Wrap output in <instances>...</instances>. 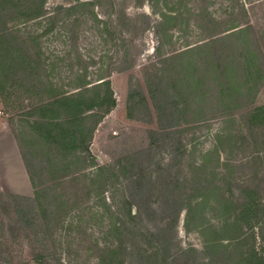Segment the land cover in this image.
Instances as JSON below:
<instances>
[{
  "label": "rangeland",
  "instance_id": "374dc122",
  "mask_svg": "<svg viewBox=\"0 0 264 264\" xmlns=\"http://www.w3.org/2000/svg\"><path fill=\"white\" fill-rule=\"evenodd\" d=\"M115 1L126 17L113 24L110 0H47L59 13L53 28L22 26L42 34L58 89L110 73L116 106L46 119L29 114L37 98L18 81L0 92V132L18 140L29 179L0 158V264H37L36 253L48 264H114L112 250L124 264H247L253 249L264 257V115L252 117L264 106V0ZM166 2L177 18L158 32ZM233 24L244 31H225ZM44 136L79 148L57 152ZM108 164L115 173L100 174ZM38 187L51 189L54 207L36 216L47 226L29 229L11 195ZM247 202L252 226L239 227Z\"/></svg>",
  "mask_w": 264,
  "mask_h": 264
},
{
  "label": "trees",
  "instance_id": "16d2710c",
  "mask_svg": "<svg viewBox=\"0 0 264 264\" xmlns=\"http://www.w3.org/2000/svg\"><path fill=\"white\" fill-rule=\"evenodd\" d=\"M112 14L110 15V22L115 23L112 19L116 16L117 19L125 18V10L118 9L115 0H110ZM95 5V2L75 3L68 7L63 5H57L54 7V11H72L77 9L80 5ZM47 7V0H0V92H5L8 88L10 80L18 81L24 90L30 95L37 98V102L33 105V108L29 111V114L39 118L46 119H59L65 117H75L86 111L103 108L107 112L111 111L116 106V98L111 82L109 80L110 73L105 77H98L97 83L86 79V74L80 75L78 82L75 83V89L78 91L67 92L58 89L55 83L50 79L47 74V68L43 59L44 52L40 44V38L42 34H36L35 32H27L26 35L22 33V26L27 25L30 22L41 23L46 21L48 27L44 32L50 31L56 23V18L59 13L54 15V11ZM171 7L168 3H165V10L160 11V20L156 24L158 32L161 31L166 23L176 19L177 16L172 14ZM53 11V12H52ZM95 18H97V15ZM212 17V16H210ZM77 20H74L76 22ZM211 23H216L214 18H210ZM119 23V22H118ZM117 24V23H116ZM108 25V23H107ZM238 28V29H237ZM232 30L237 31V35L244 30L239 28V25H231L230 28L225 31ZM213 31L212 36L216 35ZM218 37H215L213 41H216ZM252 52L249 51V55ZM165 61V60H164ZM251 57L246 60V72L252 73ZM162 79L167 75V71L164 69ZM260 74V69L259 71ZM258 74V73H257ZM14 78H13V77ZM260 76V75H259ZM251 80L244 83V86L248 85ZM91 85V87H90ZM264 115V106L257 107L252 112L254 119H260ZM44 139L48 143H54L57 152H66L67 150H75L79 148L76 138H57L52 136H44ZM67 155H63L66 157ZM50 160V159H49ZM122 160L117 161V165L121 167ZM32 167L35 165L30 163ZM98 172L110 173L113 175L116 165L108 164L106 166H99ZM37 174V173H36ZM31 179L34 185L41 186L38 183L35 184V174L31 175ZM42 183V182H41ZM49 187H38L35 190L33 197L24 196L19 194H12L11 199L15 207V211L19 217V220L27 228L41 227L48 225L47 221L40 223V218H37V214L46 216L50 209L53 208V204L48 200ZM52 196V195H51ZM54 199L57 197L53 195ZM53 199V198H52ZM131 201H129V205ZM53 206V207H52ZM251 203L247 202L241 211L240 218L238 219V226H242L245 223L246 226H252L248 213L251 212ZM53 210L51 214H53ZM128 213L133 220L136 218L131 207H128ZM127 224L122 223L124 228ZM237 226V225H236ZM116 229H120L116 226ZM165 248V246L163 245ZM117 250L110 252V261L114 264H124V261H117ZM34 260L37 264H48L47 256L42 253L34 254ZM104 261H107L106 259ZM165 262V258L162 260ZM247 264H264V257L259 256L253 249L248 253L246 258Z\"/></svg>",
  "mask_w": 264,
  "mask_h": 264
},
{
  "label": "crops",
  "instance_id": "0c3cea01",
  "mask_svg": "<svg viewBox=\"0 0 264 264\" xmlns=\"http://www.w3.org/2000/svg\"><path fill=\"white\" fill-rule=\"evenodd\" d=\"M22 155L23 153L16 137L0 132V158L9 170L13 169L11 175L17 176L24 183L29 179Z\"/></svg>",
  "mask_w": 264,
  "mask_h": 264
}]
</instances>
